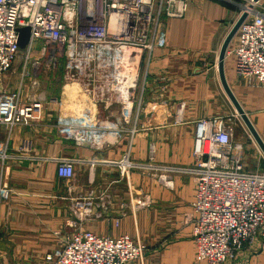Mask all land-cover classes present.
Wrapping results in <instances>:
<instances>
[{
	"label": "crops",
	"instance_id": "1",
	"mask_svg": "<svg viewBox=\"0 0 264 264\" xmlns=\"http://www.w3.org/2000/svg\"><path fill=\"white\" fill-rule=\"evenodd\" d=\"M245 6L242 0H188L184 16L167 21V43L144 68L122 136L106 137L100 149L65 139L56 122L90 110L107 126L122 121L121 107L101 100L96 80L89 83L66 69L62 97L45 103L40 120L0 125V143L7 146L0 183L12 189L9 200L0 201V264H52L46 257L77 231L130 236L147 251L129 264H199L190 218L197 186L188 171L196 165L198 123L233 117L232 138L244 147V168L264 169V155L226 95L218 70L222 46ZM234 44L235 38L225 59L226 77L246 113L256 118L264 141V87L236 74L229 54ZM40 54V61L49 57ZM21 64L16 60L1 84H10ZM60 159L74 163L71 181L57 176ZM126 160L133 167L124 170ZM89 194L93 216L82 221L74 200ZM225 264H264L261 242Z\"/></svg>",
	"mask_w": 264,
	"mask_h": 264
},
{
	"label": "built area",
	"instance_id": "2",
	"mask_svg": "<svg viewBox=\"0 0 264 264\" xmlns=\"http://www.w3.org/2000/svg\"><path fill=\"white\" fill-rule=\"evenodd\" d=\"M187 3L188 0H0V79L11 70L21 51L19 30L30 28L28 49L38 45L39 51L44 56L49 54L52 61L64 55L69 74L89 83L96 80L99 91L117 96L122 121L102 126L87 110L56 122L59 135L65 139L100 149L106 137L122 136L123 125L132 115L134 96L126 99L122 92H114L118 73L137 52L153 54L165 46L167 21L183 17ZM258 5L253 0L245 7L248 18L229 54L234 55V70L239 77L254 78L264 87V13L254 9ZM95 74L102 78L95 79ZM44 107L43 99L22 103L19 93L2 92L0 125H31L41 119ZM232 137L224 118L200 121L194 147L196 165L188 170L197 184L190 216L197 255L212 264H225L256 242L264 248V169L247 171L242 160L244 147L235 144ZM6 158L7 146L0 143V165ZM122 166L124 170L133 167L128 160ZM57 176L71 181L74 163L58 160ZM11 193L10 187L0 183V201H8ZM74 207L80 220L91 218L93 195L77 197ZM143 249L127 235L110 238L77 231L46 260L52 264H128L140 259Z\"/></svg>",
	"mask_w": 264,
	"mask_h": 264
},
{
	"label": "rangeland",
	"instance_id": "3",
	"mask_svg": "<svg viewBox=\"0 0 264 264\" xmlns=\"http://www.w3.org/2000/svg\"><path fill=\"white\" fill-rule=\"evenodd\" d=\"M252 1L253 0H242V3H244L246 6H248L250 4V2L252 3ZM258 3H259V5L256 6V8H254V9L257 10L258 12L264 13V0H260V1H258ZM235 43H236V41H235ZM234 46H235V44H234ZM234 46H233V48H234ZM232 49L230 51H232ZM26 50H28V48ZM26 50H21L19 55H18V57L16 58V60L21 59V63L22 64H21L20 70L17 72V74L13 78V81L10 84H7V83L6 84H1L2 81L0 79L1 90H3L2 92H6L7 90L11 91L12 88H16V90H14V91H15V93L16 92L19 93L20 100L23 101V102H28L31 99H37V98L43 99L44 103H46V102L48 103L53 98L59 100L62 97V89H63L64 86H66L65 85L66 84L65 71H64L66 69L65 67H66V64H67L66 57H64V55L61 56V57H57L55 59V61H52L49 57H48V59L47 58L46 59H41V61H40L41 66H40L39 70H36L34 68L33 64L35 63V60H37L38 58H41L40 57L41 54H40V51H39V46L36 45L32 49L33 51L31 52L30 56L27 55L28 51H26ZM151 56H152L151 53H149V54L146 53V54H144V56L140 60V63H139V59L136 58L134 60V62L130 65L129 68H125L124 69L125 72H123V73H126V75H129L127 73H131L132 74L136 70V72H137V74L139 76V78L137 79L138 83H136V87H135L136 88L135 97H137L139 95V89H140L141 84H142L143 71H144V68L146 67V65H148L151 62L150 61ZM233 57H234V55H233ZM139 64H140V67H138ZM35 71L37 72V74H36ZM95 75L97 76V78L98 77L102 78L101 74H95ZM3 77L4 76H2V78ZM111 90L113 91V88H111ZM10 93H12V92H10ZM74 93H75V90H74ZM115 97H117V96L113 92H111V93L110 92H106V93L102 94L101 100L104 103H106V104L110 103V101L117 102L118 100ZM106 100H108V101H106ZM220 118H223V117H217L216 119H220ZM249 118H250V120L252 121V123L255 126V124H256L255 122L256 121H254V120L256 118L254 119V117H252V116H249ZM233 120H234L233 117H225L224 118V121L227 123V125H228V127H229L231 132H232V129L234 131V127H235L234 126L235 124L233 125ZM251 138H252V136H251ZM252 140L254 141L253 138H252ZM235 144H239V143L237 142ZM256 146H257V144H256ZM196 186H197V184H196ZM193 238H194V236H193ZM194 242H195V240H194ZM139 245L144 247L140 243H139ZM262 247H263V245H262ZM195 248H196V243H195ZM142 251H143L142 252V256H143L144 253H146V251H147L146 247H144V249ZM198 262H199V264H212L209 261H205L203 259L201 260L200 258H198Z\"/></svg>",
	"mask_w": 264,
	"mask_h": 264
},
{
	"label": "water",
	"instance_id": "4",
	"mask_svg": "<svg viewBox=\"0 0 264 264\" xmlns=\"http://www.w3.org/2000/svg\"><path fill=\"white\" fill-rule=\"evenodd\" d=\"M258 1H260V0H254V2H258ZM247 18H248V13L244 12L242 14V16L240 17V19L238 20V22L234 25V27L231 30V32L229 33L228 37L226 38V40L222 46L220 56H219L218 70H219V77H220L221 85H222L226 95L228 96L229 100L231 101L232 105L234 106L236 113L238 114V116L241 118V120L243 121V123L247 127L252 138L254 139L257 146L259 147L260 151L264 155V141H263L262 137L260 136V134L258 133L256 127L254 126V124L250 120L248 114L246 113V111L244 110V108L242 107V105L240 104V102L238 101L236 96L234 95V93H233V91H232V89L228 83L226 73H225V59H226V56L228 53L229 46H230L231 42L233 41V39L236 37L240 27L246 21ZM30 36H31L30 28H22L19 30L18 44H19L20 50H26L28 48V45L30 42Z\"/></svg>",
	"mask_w": 264,
	"mask_h": 264
},
{
	"label": "bare ground",
	"instance_id": "5",
	"mask_svg": "<svg viewBox=\"0 0 264 264\" xmlns=\"http://www.w3.org/2000/svg\"><path fill=\"white\" fill-rule=\"evenodd\" d=\"M144 53H141V52H137L135 58L133 60H129L127 61V63H124V66L122 68V70L118 73L117 75V81H118V85L116 86V88L114 89V92H116L118 90V93H123V97L124 98H129V96H134V99H135V90H136V81L137 79L139 78L136 70L131 74V73H127L129 75H126V73H123L125 72V68H129L130 65L134 62V60L136 58L139 59V63H140V60H141V57L143 56ZM62 55L59 54L58 57H61ZM57 58V57H56ZM55 58V59H56ZM55 61V60H54ZM34 68L36 70H38L41 66V63H40V60H35V63L33 64ZM140 67V64L139 66ZM91 78V77H90ZM95 79H97V77H95ZM138 83V81H137ZM105 92L103 91L102 94H104ZM75 94V93H74ZM75 97V96H74ZM134 102V101H133ZM133 105V104H132ZM191 216V215H190Z\"/></svg>",
	"mask_w": 264,
	"mask_h": 264
}]
</instances>
